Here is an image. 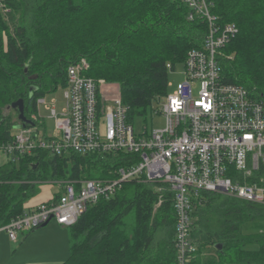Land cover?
Here are the masks:
<instances>
[{"label": "trees", "instance_id": "16d2710c", "mask_svg": "<svg viewBox=\"0 0 264 264\" xmlns=\"http://www.w3.org/2000/svg\"><path fill=\"white\" fill-rule=\"evenodd\" d=\"M212 1L219 21L238 28L217 55L223 81L245 87L264 106V0ZM4 3L11 11L5 16L0 9V141L19 122L17 109L5 108L22 99L30 119L37 98L66 86L67 67L80 60L88 63V76L115 86L128 122L145 120L169 92V72L202 46L207 27L188 18L183 0ZM129 157L40 150L1 164L0 224L22 214L37 184L109 179ZM159 186L126 181L89 205L68 227L69 256L60 264H175L172 193ZM191 216L196 251L189 264H264V205L203 191Z\"/></svg>", "mask_w": 264, "mask_h": 264}, {"label": "built area", "instance_id": "2783aa9c", "mask_svg": "<svg viewBox=\"0 0 264 264\" xmlns=\"http://www.w3.org/2000/svg\"><path fill=\"white\" fill-rule=\"evenodd\" d=\"M183 2L188 18L199 17L207 27L202 46L185 55L183 80L175 85L168 82L172 89L152 114L162 115L163 127L135 132L115 86L88 76L89 65L80 60L67 67L60 111L48 105L45 96L38 97L37 112L30 117L34 124L18 122L10 137L0 141V165L18 163L40 150L51 155L74 151L130 156L128 164L114 169L112 178L59 183L62 191L56 200L25 207L22 214L0 224L11 241L49 219L69 227L89 205L112 196L122 183L137 180L168 186L175 213V264H189L196 251L190 236L191 211L201 192L264 205V106L245 87L225 83L217 59L238 28L233 22L219 21L211 11L212 0ZM0 9L5 16L11 11L4 0ZM41 105L60 136L47 134Z\"/></svg>", "mask_w": 264, "mask_h": 264}, {"label": "crops", "instance_id": "0c3cea01", "mask_svg": "<svg viewBox=\"0 0 264 264\" xmlns=\"http://www.w3.org/2000/svg\"><path fill=\"white\" fill-rule=\"evenodd\" d=\"M46 188V187H45ZM54 191L38 200L29 199L25 207H34L59 195L62 187L56 183ZM6 236L5 231H0ZM18 244L10 248L0 239V264H60L69 256V229L54 219L32 231L23 230L18 234ZM9 239V238H8ZM10 240V239H9Z\"/></svg>", "mask_w": 264, "mask_h": 264}, {"label": "rangeland", "instance_id": "374dc122", "mask_svg": "<svg viewBox=\"0 0 264 264\" xmlns=\"http://www.w3.org/2000/svg\"><path fill=\"white\" fill-rule=\"evenodd\" d=\"M168 80L172 85H175L176 83L180 82L183 80V66L182 64L177 65L174 70L169 72L168 75ZM64 87H59L57 88L54 92L47 93L45 95V100L48 105H54L57 111H60V109L64 106L65 100H64ZM172 89V87H169V91ZM54 101V103H52ZM158 107V106H157ZM40 114L42 116V122L44 124V127L46 128V132L49 135H56L60 136L59 131L55 128V121L53 118L49 117L48 111L44 109L43 105L39 107ZM134 130L135 132L144 130L147 132H150L151 129H158L164 126V119L162 115H153L150 117H147L145 120H135L133 123ZM1 160V157H0ZM60 184H63L62 182ZM56 183H40L37 184L38 191L34 196H32L30 199L31 200H38L43 196H47V193H52L54 191ZM46 187V188H45ZM162 200L159 197L158 202L156 203V206H159L161 204ZM127 221L132 222V214H128L126 216ZM51 222L53 219L50 220ZM4 233L1 232L0 234V239L2 237L5 238L3 239L4 243H7L9 248L13 244H18V240L16 241H11L6 236H2ZM212 252V250L210 251Z\"/></svg>", "mask_w": 264, "mask_h": 264}, {"label": "water", "instance_id": "95a60500", "mask_svg": "<svg viewBox=\"0 0 264 264\" xmlns=\"http://www.w3.org/2000/svg\"><path fill=\"white\" fill-rule=\"evenodd\" d=\"M17 109L18 111V115L17 118L19 120V122L21 123L22 126H25L26 124H34L33 121H31L30 119H28L25 115H24V110H23V100L22 99H18L17 101L13 102L11 105H8L4 112H8L10 109ZM50 221V219L45 222L42 226L46 225L48 222ZM41 226V227H42ZM221 243L216 244L215 247L217 249L221 248Z\"/></svg>", "mask_w": 264, "mask_h": 264}]
</instances>
